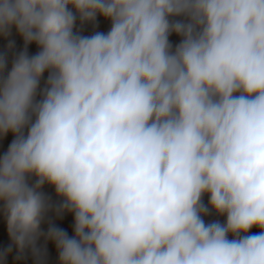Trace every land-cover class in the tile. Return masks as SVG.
Returning a JSON list of instances; mask_svg holds the SVG:
<instances>
[{"label":"clouds","instance_id":"clouds-1","mask_svg":"<svg viewBox=\"0 0 264 264\" xmlns=\"http://www.w3.org/2000/svg\"><path fill=\"white\" fill-rule=\"evenodd\" d=\"M98 16L110 29L82 35ZM13 27L0 264H43L41 237L58 264H264V0H0Z\"/></svg>","mask_w":264,"mask_h":264},{"label":"crops","instance_id":"crops-1","mask_svg":"<svg viewBox=\"0 0 264 264\" xmlns=\"http://www.w3.org/2000/svg\"><path fill=\"white\" fill-rule=\"evenodd\" d=\"M110 22L106 21L104 18L99 17L97 18V21L93 24L91 22H86L81 26L79 19H77L76 27L77 29H80L81 34L85 36L92 35L94 32L100 31V32H107L110 29ZM180 40V37L173 34L170 37V41L175 45ZM10 41H14V46L12 49L8 48V44ZM24 49V41L22 37L16 32L15 28L13 27L11 31V35L8 37L0 36V54L6 55L8 59V68L11 67L12 59L16 54H18L20 51ZM38 51V48L35 44H31L28 46V54L34 55ZM47 74H45L46 76ZM43 84V81H42ZM9 136V135H8ZM4 137L0 139V155H2L4 152L7 151L8 145L11 142L9 141V138ZM43 191L51 198L53 203H57L59 201V198L56 196L54 188H52L49 185H45L43 188ZM205 203H207L208 197L205 196ZM226 217L218 216L217 214L213 213L212 215H209L205 217L206 222H212L215 220H219L221 223L225 221ZM51 221L55 226L64 229L69 236L73 235V216L72 214L65 213L62 218L56 217L53 213H49L46 217L45 222L42 223L41 228L45 232L47 231V228L49 226L48 221ZM253 233L257 232L258 229H252ZM231 238V237H230ZM45 242L44 238L41 237L40 240L37 242ZM11 244V241L8 237L7 228H6V222L3 217L2 212H0V251H3L8 248V246ZM48 247V254L49 256L58 259V253L55 249L54 244L51 241L46 242ZM17 250L15 247H13V250L10 254L7 255L6 259L2 262V264H17L18 260L16 259L17 256ZM33 255L30 250H26L23 254L22 258L19 260H27L32 259Z\"/></svg>","mask_w":264,"mask_h":264},{"label":"rangeland","instance_id":"rangeland-1","mask_svg":"<svg viewBox=\"0 0 264 264\" xmlns=\"http://www.w3.org/2000/svg\"><path fill=\"white\" fill-rule=\"evenodd\" d=\"M8 138H9V141H10V140L13 139V136H12L11 134H9ZM37 246H38V247H41V248L46 247V248H47V255H46V256H47L48 258L53 259V260H56V262H58V259L49 256V254H48V247H47L46 242H40V243L37 244ZM35 261H36V259H35V257L33 256L32 259L18 260L17 264H33Z\"/></svg>","mask_w":264,"mask_h":264},{"label":"built area","instance_id":"built-area-1","mask_svg":"<svg viewBox=\"0 0 264 264\" xmlns=\"http://www.w3.org/2000/svg\"><path fill=\"white\" fill-rule=\"evenodd\" d=\"M33 264H37V261H35ZM43 264H58V262H56V260L50 259L46 256Z\"/></svg>","mask_w":264,"mask_h":264}]
</instances>
